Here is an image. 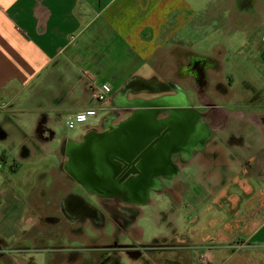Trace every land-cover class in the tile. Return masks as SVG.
Segmentation results:
<instances>
[{"label":"crops","instance_id":"0c3cea01","mask_svg":"<svg viewBox=\"0 0 264 264\" xmlns=\"http://www.w3.org/2000/svg\"><path fill=\"white\" fill-rule=\"evenodd\" d=\"M215 2L229 8L238 29L249 23L264 25V0H0V122L5 117L14 119L25 142L32 136L42 147L47 135L48 144L51 136L56 137L53 123L57 119L97 105L92 88L101 83L111 91L114 85L122 86H115L98 104L106 113L97 124L83 126L82 136L93 128H105L100 122L116 107L115 95L123 101L142 98L129 97V93H140L147 84L173 81L178 88L168 94L183 91L189 105L202 113L206 111L200 106L209 100L215 112L196 122L208 127L203 145L194 144L200 138L198 131L192 132L186 148L170 156L175 172L159 176L154 190L166 191L181 203L187 186L191 187L183 179L188 171L198 182V197H193L198 206L189 221L198 229L201 226L196 239L208 252L206 264H264V85H257L254 69L238 63L236 69L230 68L214 56L202 57L181 44L194 37L201 23L199 14L208 16ZM252 46L253 57L264 61V36ZM189 58L207 60L205 76H197V70L188 65ZM166 61L173 62L175 70L166 69ZM210 86L216 93L207 91ZM109 121V125L116 123ZM7 131L0 124V137ZM82 136L57 137L60 146L53 150L58 151V159L45 170L52 183L57 179L54 169L59 175L63 171L64 141H80ZM35 149L26 148L28 153ZM11 192L10 185L4 184L0 199ZM70 194L85 200L75 193L66 197ZM59 202L58 207L68 214L64 217L68 225L78 235L84 227L101 237L100 211L96 209L97 217L80 219L65 212L71 210H64L68 199ZM107 212L115 229L126 219ZM137 215L124 223V232ZM176 217L174 223L181 215L176 212ZM173 229L178 230L177 225ZM3 252L0 246V264L16 263L14 256Z\"/></svg>","mask_w":264,"mask_h":264},{"label":"rangeland","instance_id":"374dc122","mask_svg":"<svg viewBox=\"0 0 264 264\" xmlns=\"http://www.w3.org/2000/svg\"><path fill=\"white\" fill-rule=\"evenodd\" d=\"M209 8L208 16L204 12L199 14L201 23L195 29L194 37L183 40L181 44L202 57L214 56L219 63L230 68L236 69L238 63L240 67L254 69L257 85H264V61L253 57L251 52L254 48L252 43L264 36V25L249 23L246 28L238 29L226 5L215 2ZM166 63V69L175 70L173 62ZM168 75L173 77L174 73ZM210 83L213 84L212 81ZM115 86L118 85H114L111 92L117 88ZM207 91L216 93L212 86ZM217 92L220 94L222 91L219 89ZM261 94L264 98V93ZM132 95L129 93V97ZM143 95L138 93L133 96ZM214 99L220 102L218 97ZM128 111L118 110L113 121L126 118ZM105 113L104 108H99L93 118L74 124L73 128L67 127V119H57L53 123L56 137L51 136L52 142L48 144L47 135V139L41 140L42 147L32 136L25 142L23 134L16 131L14 119L5 117L0 122L8 130L0 137V188L7 184L13 191L9 197L7 193L4 199H0V246L4 249L3 253L14 256L16 263L13 264H202L198 256L204 251L207 258L208 252L204 243L197 241L200 233L196 231H201V226L198 229L196 223L189 221L191 212L198 206L193 198L198 197L195 193L198 182L188 171H185L183 179L191 187L187 186L181 203L175 202L166 191L156 190H151L148 201L140 205L118 201L122 209L138 210L128 232H124L123 228L125 218L115 229L107 209L99 203L96 206L102 214L104 227L101 237L91 235L84 227L80 229L85 234L80 232L78 235L75 228L71 229L68 225L63 208L58 207V204L61 205L59 201L65 199L68 193L88 199L90 196L63 171L59 175L54 169L57 179L52 183L45 170L58 159V151L54 153L53 150L60 146L58 136L80 139L82 127L97 124ZM30 146L36 149L28 153L26 148ZM166 183L170 182L166 180ZM176 212L181 217L174 223ZM199 212L203 213V210ZM173 225H177L178 230L173 229ZM192 230L195 232L190 233ZM112 243L121 248L112 249Z\"/></svg>","mask_w":264,"mask_h":264},{"label":"water","instance_id":"95a60500","mask_svg":"<svg viewBox=\"0 0 264 264\" xmlns=\"http://www.w3.org/2000/svg\"><path fill=\"white\" fill-rule=\"evenodd\" d=\"M130 114L103 130H88L80 141H64L61 169L86 193L143 204L159 176L173 174L170 156L186 148L192 132L203 145L208 127L196 123L201 112L189 105L183 91L152 99L124 101ZM164 117H158L160 114ZM124 166H130L122 175Z\"/></svg>","mask_w":264,"mask_h":264},{"label":"flooded vegetation","instance_id":"af4514ba","mask_svg":"<svg viewBox=\"0 0 264 264\" xmlns=\"http://www.w3.org/2000/svg\"><path fill=\"white\" fill-rule=\"evenodd\" d=\"M207 60L206 59H201V58H189L188 59V65H190V67L192 69H196V74L197 76L199 75H203L205 76V72H206V67H207ZM194 67V68H193ZM177 84H175L173 81L167 83L166 85H160V86H156V85H152V84H147L146 86L143 87L142 92L144 95L140 96L144 99H152L155 98L157 96H162L168 93H174L176 92L175 90L178 88H175ZM172 88H174L175 90H172ZM201 93V92H200ZM138 93H134L133 95H136ZM132 95V96H133ZM114 103H115V108L109 110L107 116L105 118H103V120L100 122L101 127H107L109 125V120H112L113 117H116L117 111L118 110H132L131 107H125L124 105V101L122 100L120 95H115L114 97ZM200 108L202 109L201 111H206L205 113H200L201 116L199 118H204V117H209L212 115V112H215V109L212 108L211 102L209 100L204 101V104L200 106ZM130 112L128 111L129 115ZM166 116V114H160L158 117H164ZM130 168V166H124L123 170L121 172V175ZM90 196V200L88 198H85V200L81 199L78 196H73L72 194H70L69 197H66L65 200L68 199V204H66V206H64V210H66V208H71V210H66L65 212H71L70 214L73 213L77 214V216L82 219L84 217H97V206L96 204L99 203L103 208L109 209L110 212H112L113 214H116L117 216H124L126 217L124 223L129 222V220L131 218H133L135 215H137L138 210L137 209H122L120 207V205L118 204L119 198L116 197H99L98 195H94V194H88ZM93 199H92V198ZM130 203V202H129ZM136 204V203H133ZM65 205V204H64ZM140 205V204H137ZM68 215V214H66ZM84 220V219H83ZM121 222H118V225H120ZM112 249H118L121 247H117V243H112L110 246Z\"/></svg>","mask_w":264,"mask_h":264},{"label":"built area","instance_id":"2783aa9c","mask_svg":"<svg viewBox=\"0 0 264 264\" xmlns=\"http://www.w3.org/2000/svg\"><path fill=\"white\" fill-rule=\"evenodd\" d=\"M92 91L93 99L97 105L89 107L81 112L69 115L66 122L68 128H73L74 124H81L86 122L89 118H93L97 114V109L99 107L98 104L103 103L107 99L111 92V88L108 84L101 83L100 85L93 87ZM198 259L202 264H206L203 253L198 256Z\"/></svg>","mask_w":264,"mask_h":264}]
</instances>
